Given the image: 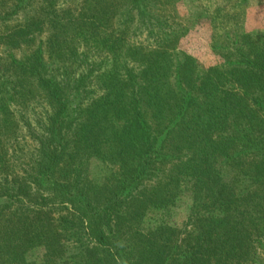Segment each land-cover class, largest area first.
<instances>
[{
    "label": "trees",
    "instance_id": "16d2710c",
    "mask_svg": "<svg viewBox=\"0 0 264 264\" xmlns=\"http://www.w3.org/2000/svg\"><path fill=\"white\" fill-rule=\"evenodd\" d=\"M56 1L0 0V264H264V33L189 0L224 33L205 69L171 48L179 0ZM15 15L56 34L21 38ZM181 176L184 230L143 232Z\"/></svg>",
    "mask_w": 264,
    "mask_h": 264
},
{
    "label": "rangeland",
    "instance_id": "374dc122",
    "mask_svg": "<svg viewBox=\"0 0 264 264\" xmlns=\"http://www.w3.org/2000/svg\"><path fill=\"white\" fill-rule=\"evenodd\" d=\"M194 1L197 4L200 2V0ZM222 1L224 13L228 17L233 14L231 10L236 5H239V10L235 8L236 13L234 14L237 15L236 21L240 33H264V0H221L220 3ZM56 2L60 3L59 0ZM176 5V10L182 19V31L172 41L171 48H176L181 54L194 59L202 68L209 69L217 66L223 60V57L221 51L215 47V43L219 42H215V38L221 37L223 39L224 33L217 32L214 34L212 19L197 17V11L194 8L195 3L191 4L189 0H179ZM42 19H45L43 22L46 24L47 18L44 17ZM13 24L27 28V30L21 32V38H43L49 40L53 34H56L55 31L50 29L43 31V29L33 26L31 21L25 22L19 15H15L12 21L8 23V26L12 27ZM15 50L18 58L22 59L26 53L24 51L26 48L16 47ZM238 61V58H232L230 59V64H237ZM254 165L256 163H251L252 167ZM89 174L94 183L102 186L110 177L111 170L103 158L95 157L90 161ZM195 182V178L181 176L178 188L177 190L175 189V202L162 208H149L142 220L141 230L148 233L156 230L159 226L167 225L183 231L194 202ZM2 233L3 230L0 228V247L4 245L1 241ZM44 256L45 251L37 248L27 253V259L35 264L42 263ZM0 263H2V258H0Z\"/></svg>",
    "mask_w": 264,
    "mask_h": 264
}]
</instances>
